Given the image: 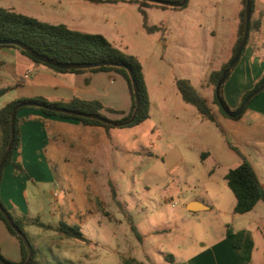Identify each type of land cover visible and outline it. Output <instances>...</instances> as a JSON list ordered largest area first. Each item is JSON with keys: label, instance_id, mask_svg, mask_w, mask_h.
I'll return each mask as SVG.
<instances>
[{"label": "crops", "instance_id": "1", "mask_svg": "<svg viewBox=\"0 0 264 264\" xmlns=\"http://www.w3.org/2000/svg\"><path fill=\"white\" fill-rule=\"evenodd\" d=\"M165 1L181 2L182 0ZM187 2V5L180 8L170 6L162 8L156 5L145 8L149 25L164 28L161 32L162 37L159 38L156 35L157 32L149 34L143 28L140 6L136 3L91 0H0V7L34 17L44 23L65 25L73 31L102 35L116 47L138 57L143 64L144 78L151 102L149 119L136 126L111 129L87 125L73 118L49 115L35 107L19 109L17 116L21 144L14 154L13 161L20 163L23 171L18 172L14 165H8L3 170L0 183V200L12 215L38 219L43 224L55 228L61 221L72 225L78 224L77 217L80 223H85L97 212L95 204L99 200L101 188H110V183L115 187L118 186L117 180L121 179L125 172L124 160L133 163L135 159L137 161L140 154L147 157L153 155L149 148L160 144L163 135L159 134L156 142L150 139L148 147L146 141L156 132L157 125L163 127L164 135L169 138L172 136L185 138L187 135H194L190 142L187 141L186 148L196 149L202 162L209 158L218 159L213 151L214 145L211 140L207 142L206 136L214 137L215 142L219 144L223 141L230 149L232 148L227 139L236 148L238 144H246L252 148L260 147L264 150V91L251 102L247 111L239 119L225 118L215 112L220 125L226 132L225 137L214 122L203 120L197 109L183 100L176 85V80L179 78L167 76L169 85L165 86L166 77L162 71L157 70L158 66H155V62L152 60L149 64V61H145L156 57L155 43L168 48L170 42L167 41L165 32L170 33L175 29L186 32L189 26L196 29L199 26L204 33L201 22L203 11L207 9V6L202 8L199 16L193 18L191 13L198 10L197 6L199 7L202 0ZM221 2L212 1L217 13L214 16L209 15L207 19L209 22L214 20L216 27L209 32L208 39L212 42V48L207 61L200 65V71L204 69L206 72L202 84L207 90L205 98L210 105V89L204 83L212 71L219 70L231 58L238 36L239 13L242 7L241 0H233V5L236 6L231 18L227 9L228 1ZM256 11L263 13L261 31L256 33L259 34L264 32V0H256ZM230 21H233L232 29H230ZM155 37H158L156 42ZM251 40V45L247 46L245 54L224 88L226 101L232 109L240 105L245 93L253 88L254 83L264 72V38L260 43H255L252 38ZM253 44H256L258 49H255ZM152 67L154 72L151 71ZM248 75L250 81L246 80ZM34 97L45 98L51 103L67 104L74 99L99 102L105 110L111 109L125 113L101 111L106 119L113 122L122 119L132 107L130 85L119 73L114 71L62 73L35 63L16 48L0 47V109L14 100ZM146 125L148 129L141 130V127ZM127 128V131L123 130ZM214 129L218 131L220 138ZM170 146L169 154L179 155L180 163L186 162L185 156L180 152V146L172 143ZM242 155L249 156L246 153ZM146 162L148 163L149 160ZM216 163L217 166H222V162ZM170 164L171 167L173 164L172 162ZM235 167L224 169V180L227 172ZM253 168L255 169L254 166ZM131 170L137 172L138 166ZM135 176V173L129 175V181H135ZM76 179L81 180L78 186L83 187L78 188L77 200L72 199V194H75ZM259 181L264 191V183L260 178ZM228 189L226 182L224 190ZM62 191L66 192V199L63 202ZM93 192L95 199L91 197ZM88 203H92L91 209L87 207ZM192 204L198 210L193 213L211 209V206L200 197L188 201L186 209L188 210ZM258 208L264 212L263 201H260L250 213ZM218 212H221V209ZM32 227L34 231L36 230L33 235L37 237H35L34 247L39 250V259L44 261L40 248L45 235L52 233L60 239L65 237L56 229L44 230L36 226H28V228ZM227 238L229 240L220 241L208 250L199 252L189 260V263L220 262L219 252L223 247H231L227 242L231 244L233 237ZM251 243L249 233L246 232L244 245L237 250L240 252L249 245L251 249L253 248ZM0 249L6 259L15 263L20 262L19 242L1 220Z\"/></svg>", "mask_w": 264, "mask_h": 264}, {"label": "rangeland", "instance_id": "2", "mask_svg": "<svg viewBox=\"0 0 264 264\" xmlns=\"http://www.w3.org/2000/svg\"><path fill=\"white\" fill-rule=\"evenodd\" d=\"M209 1L202 0L199 7L197 6L198 10L191 13L195 18L202 13V8L207 6V9L203 11L201 22L204 33L199 26L197 29L189 26L186 32H180L177 29L171 30L170 33L165 32V37L170 42L168 48L155 43L156 57L145 60L149 61V64L153 60L155 66H158L157 70L162 71L166 77L165 86L169 85L167 76L188 78L203 97H207V90L202 84L206 72L204 69L200 71V65L207 61L212 48V42L208 39L209 32L216 27L215 21L209 22L207 17L217 13L216 7L212 4L213 0L211 3ZM227 1V9L232 18L236 5H233V0ZM232 24L233 21H230V29ZM161 32L162 30L156 34L159 38L162 37ZM158 37H155V42ZM251 38L255 43H260L264 38V32L254 33ZM151 71H155L153 67ZM249 75L246 77L247 81H250ZM209 89L211 106L221 115L218 106L213 103V87ZM147 126L141 127V130H147ZM157 126L156 132L146 141L147 146L150 139L156 142V137L159 134L163 135L160 144L149 148L153 155L147 157L140 154L137 161L135 159L133 163L124 160L125 172L122 178L117 180L116 187L118 200L132 215L142 236V242L134 236L121 208L113 201L110 188H101L98 198L104 202L106 210L112 214L113 219L99 212L97 203L95 204L97 212L85 223H80L77 217L81 231L91 240L90 244L68 238L60 239L52 233H47L41 241L40 248L46 264L59 262L63 264H125L123 258L133 259L132 264H169L166 259V255L169 254L179 263H189V260L199 252L208 250L220 241L229 240L226 237L228 230H232L234 234L241 230L248 232L253 248L250 249L251 245H249L239 252L233 247V236L231 244L227 242L231 247H223L219 252L220 262L210 264H264V212L258 208L250 214H234L232 206L235 203V196L230 189L224 190L226 183L223 177L224 169L237 166L240 163V156L223 141L219 144L215 142L214 137L206 136L207 142L211 140L214 145L213 151L218 159L209 158L202 162L196 149L186 148L187 141L190 142L194 135H187L185 138L181 136L169 138L164 135L163 127ZM123 130L127 131L128 128ZM214 131L220 138L218 131L216 129ZM171 143L180 146V152L185 156L186 162L180 163L179 155L169 154ZM238 149L242 154L249 155L246 156L247 160L255 167L259 178L264 183V150L260 147L255 149L246 144H238ZM146 160L149 162L147 163ZM217 161L222 162L221 167L217 166ZM171 162L173 165L170 167ZM135 166H138L137 172L131 170ZM132 173L136 175L135 181H129V175ZM80 181L76 179L74 182L75 194H72V199L77 200L78 188H83L78 186ZM94 194L93 192L91 196L93 199H95ZM65 196L66 192L62 191V202L66 199ZM195 197L205 200L211 209L198 213L188 211L186 203ZM86 205L89 209L93 206L92 203ZM219 209L221 212H218ZM25 232L31 244L35 246L36 236L33 232L36 230L34 231L33 227H27Z\"/></svg>", "mask_w": 264, "mask_h": 264}, {"label": "trees", "instance_id": "3", "mask_svg": "<svg viewBox=\"0 0 264 264\" xmlns=\"http://www.w3.org/2000/svg\"><path fill=\"white\" fill-rule=\"evenodd\" d=\"M91 1L113 2V3L128 2V3L138 4L140 6V11H141L142 18H143V28L149 34L161 31L163 30V28L162 26L149 25L148 17L145 12V8L151 5L160 6L162 8H169V6L160 5V4L143 1V0H91ZM246 3H247V0H241L242 7L239 13L240 22H239V28H238V36H237L235 45L233 47L231 58L219 70L212 71L204 83V85L208 87H213V103L218 106L220 114L223 117L229 118V119H232V118H230L220 106L217 96H216L215 89H216V85L218 81L220 80L222 76L223 70L228 66L230 61L235 56L239 48V45L242 41V38L244 36L245 21H246ZM262 18H263V13H257L256 11V0H252L250 34H249V39L247 41V45L245 49L243 50L241 58L245 54L247 46L251 45L252 43V40H251L252 34L258 33L261 31ZM10 40L20 41L26 44L31 49V51L36 52L39 55L47 57L58 63L77 64V63L114 62V63L127 65L129 68L133 70L135 74V78H136L137 86H138V95L140 99V108H139L138 114L134 122L127 127L139 125L150 118L151 102H150V98H149V94H148V90H147V86H146V82L144 78L143 64L141 60L138 57L128 54L124 50L116 47L114 44L109 42L104 36L98 35V34H88V33H83L79 31H73L65 25H52V24L44 23L34 17L18 13L14 10L5 9L3 7H0V41H10ZM0 47L16 48L21 53L29 57L35 63L43 64L55 71L62 72V73L64 72H83V71H114L116 73H119L128 81L130 85L131 93H132V107H131L130 112L127 115H125L122 119L116 122H123V121L128 120L135 111L136 101H135L132 81H131L128 71L124 68L115 67V66H101V67L84 69V70H75V69L63 70L55 66L41 62L40 60L32 57L29 52L17 46L0 45ZM253 47L255 49H258L256 44H253ZM241 58L229 72V75L226 78L220 90L224 103L231 110L238 109L241 103L243 102V100L249 94H251L254 90L258 89L260 86L264 84V72H263V74L259 77V79L254 83L253 88L245 93L240 105L237 108L232 109L228 105L225 95H224V88H225L226 83L229 81L231 75L237 68ZM176 85H177L178 91L181 94L183 100L187 104L194 106L197 109L198 114L201 116L203 120L214 122L217 125V127L220 129L221 133L226 137V132L224 131L223 127L220 125L217 119V114L215 113V111H213L208 100L205 97H203L197 91V89L192 85L191 81L189 79H177ZM260 94L255 96L247 104L243 113L234 119H239L240 117H242L243 114L247 111L251 102L255 100ZM19 104H27L24 107H35V108L42 109L46 114H49V115H58V116L65 117V118H73L87 125L101 126L106 129H111L115 127L113 125L105 124L98 120L80 117V116L68 115V114H64V113H60V112H56V111H52V110L44 108V106H52V107H57V108L73 110V111H77V112L84 113V114L101 115L104 118H106L101 113V111L105 110V108L99 102H90V101L74 99L67 104L51 103L47 99L42 98V97L14 100L0 109V162L11 141V112L13 108ZM19 109L17 111L15 121H14L15 138H14V143L12 146V151L6 163L4 164L3 170L8 165L12 164L14 165L16 171L18 172L23 171L22 165L20 163L13 161L14 154L20 148V144H21L19 119L17 116ZM105 111L110 112V113L125 114L124 112L114 111L111 109H107ZM227 142L229 146L233 150H235L242 158V162L237 167L232 168L227 172V174L225 175V181L227 182L229 189L233 192L235 196L236 203L233 209V213L244 215V214H247L253 211L256 205L260 201L264 202V191L260 190L261 184H260L258 175L255 169L253 168L252 164L247 160L245 156L241 154L238 148L234 147L228 141V139H227ZM3 170L0 174V183L2 180ZM110 190H111L113 201L121 208L122 213L125 216L127 223L129 224L130 229L133 232L134 236L137 238L139 242H142V236L134 223V219L132 215L127 210H125L120 204L118 200L117 189L112 183H110ZM0 203L7 210L6 206L3 204L1 200H0ZM97 204H98L99 212H101L107 218L113 219L112 214L106 210L105 204L102 200L99 199L97 201ZM8 213L11 215L14 223L16 224V226L18 227L20 231V232L15 231L10 226L8 221L6 220L4 214L0 211V220L5 224L8 231L19 242L21 260L19 263H14V264H23L27 261L29 257L30 249L26 241L28 240L30 242V240H29L28 235L25 232V229L28 226H36L44 230L56 229L65 238L72 239L75 241H80L86 244L91 243V240L88 239L84 235V233L81 231V226L79 224L72 225V224H67L61 221L58 224L57 228H55L53 226L43 224L38 219H29L26 217L12 215L9 211ZM21 234H24L26 236V239L23 238ZM233 236H234L233 247L235 249L242 248L244 245L245 238H246V231L241 230L237 232L236 234H234L232 230H228L227 237L230 238ZM31 246L33 248V256H32V260L30 264H46L44 261H41L39 259V250H37L32 244ZM0 255L8 262H11L10 260L6 259L2 255L1 249H0ZM166 259L169 262V264H189V263L176 262L174 256L170 254L166 255ZM123 261L125 264H132V261L134 262L133 259L129 260L125 258H123ZM58 264H63V263L59 262Z\"/></svg>", "mask_w": 264, "mask_h": 264}, {"label": "water", "instance_id": "4", "mask_svg": "<svg viewBox=\"0 0 264 264\" xmlns=\"http://www.w3.org/2000/svg\"><path fill=\"white\" fill-rule=\"evenodd\" d=\"M143 1H148V2H152V3H156V4H160V5H165V6H170V7H175V8H180L183 7L184 5H186L188 0H182L181 2H170V1H165V0H143ZM251 9H252V0H247L246 3V21H245V31H244V36L242 38V41L239 45V48L235 54V56L233 57V59L230 61V63L228 64V66L223 70L222 72V76L220 78V80L218 81L217 85H216V96L218 99V102L220 104V106L222 107V109L226 112V114L230 117V118H236L238 116H240L244 109L246 108L247 104L258 94H260L263 90H264V84L262 86H260L258 89L254 90L251 94H249L241 103V105L239 106L238 109L236 110H231L230 108L227 107V105L224 103L222 96H221V87L223 85V83L225 82L226 78L229 75V72L231 71V69L235 66V64L239 61V59L241 58V55L243 53V50L245 49L246 45H247V41L249 39V34H250V24H251ZM0 45H14L17 46L19 48H22L23 50L27 51L30 53V55L38 60H40L43 63L55 66L59 69H63V70H71V69H75V70H84V69H91V68H96V67H101V66H115V67H121L124 68L128 71L129 76L131 78L132 81V86H133V91H134V95H135V101H136V108L135 111L133 113V115L126 121L123 122H113L111 120H108L106 118H104L101 115H94V114H84V113H80L77 111H73V110H68V109H63V108H57V107H52V106H44V108L52 110V111H56V112H60V113H64V114H68V115H74V116H80V117H85V118H90V119H94V120H98L101 121L105 124H110L113 125L115 127H125V126H129L130 124H132L138 114L139 108H140V99H139V95H138V86H137V81L135 78V74L133 72V70L131 68H129L127 65L125 64H119V63H114V62H97V63H77V64H64V63H58L55 62L47 57L41 56L36 52L31 51V49L24 43L17 41V40H10V41H0ZM27 104H19L17 106H15L11 112V141L7 147V150L0 162V174L3 170L4 164L6 163L11 151H12V146L14 143V138H15V125H14V121H15V117L17 114V111L19 108L26 106ZM260 190L263 191V187L260 186ZM193 206L195 205H191L188 207L189 211H198L196 208H194ZM0 211L4 214L6 220L8 221V223L10 224V226L17 232H20L18 227L16 226V224L13 221V218L11 217V215L8 213V211L2 206V204L0 203ZM23 238L26 239V236L24 234H21ZM29 249H30V253H29V257L27 259V261L23 264H30L31 260H32V256H33V248L30 244V242L27 240L26 241ZM0 263L1 264H14L11 262H8L7 260H5L1 255H0Z\"/></svg>", "mask_w": 264, "mask_h": 264}, {"label": "built area", "instance_id": "5", "mask_svg": "<svg viewBox=\"0 0 264 264\" xmlns=\"http://www.w3.org/2000/svg\"><path fill=\"white\" fill-rule=\"evenodd\" d=\"M173 205H176V204H173Z\"/></svg>", "mask_w": 264, "mask_h": 264}]
</instances>
